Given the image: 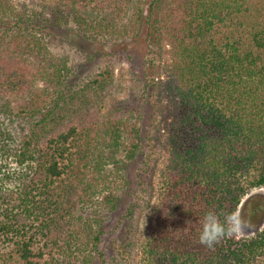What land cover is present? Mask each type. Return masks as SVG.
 Instances as JSON below:
<instances>
[{
  "label": "trees",
  "instance_id": "1",
  "mask_svg": "<svg viewBox=\"0 0 264 264\" xmlns=\"http://www.w3.org/2000/svg\"><path fill=\"white\" fill-rule=\"evenodd\" d=\"M24 1L0 0V264H106L102 227L123 195L125 216L142 211L144 264H264V227L211 249L198 239L209 210H264L242 203L264 186V0H38L39 21ZM46 27L103 44L143 38L135 91L147 121L106 105L110 65L70 83Z\"/></svg>",
  "mask_w": 264,
  "mask_h": 264
},
{
  "label": "rangeland",
  "instance_id": "2",
  "mask_svg": "<svg viewBox=\"0 0 264 264\" xmlns=\"http://www.w3.org/2000/svg\"><path fill=\"white\" fill-rule=\"evenodd\" d=\"M43 6L45 5L38 0H26L23 4L19 3L18 9L19 11L28 13L32 10L37 12L35 16L39 21L43 17H47V12ZM43 34L48 49L53 54L64 56L68 59V66L70 67L68 80L70 83H83L92 78L98 71L104 69L105 66L110 65L114 69V81L111 88L107 91L105 98L106 105L117 100L131 107L141 108L145 116L144 120L147 121L149 106L145 104L146 101L142 95L138 91H135L136 82L141 78V57L145 52L143 38H138L137 41H125L114 45L89 41L74 34L73 31H66L64 29L46 27ZM224 35H228L225 29L220 33V36ZM169 57V46L164 43L161 55L162 66L158 70L161 82L165 81L167 76L165 66L170 60ZM160 106L163 111V119L159 126V140L162 144V155L168 157L169 149L166 128L170 122V117L168 116L167 99L164 95L162 96ZM130 170L132 174L134 165L130 166ZM157 176L158 174L156 173L152 178L154 188H157ZM251 196L254 198H251L247 210H250V206H259L264 209V186L254 189L250 195L242 200V203L246 198ZM129 201L128 195H123L117 203L116 210L107 215L108 219L102 227L103 235L101 237L100 251L104 255L106 264H144L141 250L143 242L141 232L143 231L145 222L142 220L141 210H136L131 218L125 216V207ZM155 203L156 195L151 199L150 205L153 206ZM237 211L250 225L243 234L237 237H250L264 227V210L261 211L262 213H255L253 216H249L241 213V205H239ZM123 244L129 245L127 250L131 253V262H126L125 256L121 255V246Z\"/></svg>",
  "mask_w": 264,
  "mask_h": 264
},
{
  "label": "clouds",
  "instance_id": "3",
  "mask_svg": "<svg viewBox=\"0 0 264 264\" xmlns=\"http://www.w3.org/2000/svg\"><path fill=\"white\" fill-rule=\"evenodd\" d=\"M249 226L238 211L218 214L209 210L200 222L199 243L211 249L225 238L243 234Z\"/></svg>",
  "mask_w": 264,
  "mask_h": 264
}]
</instances>
